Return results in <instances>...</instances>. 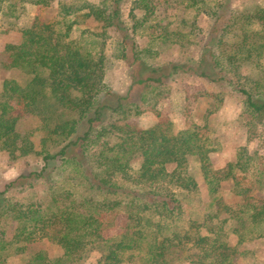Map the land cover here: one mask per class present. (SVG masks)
<instances>
[{"label": "trees", "instance_id": "trees-1", "mask_svg": "<svg viewBox=\"0 0 264 264\" xmlns=\"http://www.w3.org/2000/svg\"><path fill=\"white\" fill-rule=\"evenodd\" d=\"M231 1L134 0L129 29L122 0H70L61 4L60 18L34 15L25 25L17 24L23 14L48 9L51 0H0V34H22L20 44L0 52V73L29 78L25 85L2 82L1 92L15 101L0 93V153L13 161L41 156L44 163L39 173L19 176L0 193V264L13 256L24 257L23 264H84L93 252L100 254L97 264H237L243 244L264 240V198L252 197L264 191V155L240 148L235 162L214 170L215 150L202 134L206 124L192 119L199 99L222 103L232 87L242 95L243 111L264 124V4L238 10ZM173 3L209 17L211 29L198 58L152 66L146 58L160 51L140 48L133 34L149 18L159 19V4ZM163 22L157 21L151 41L161 49L169 43L184 48L186 34ZM195 26L190 29L199 30ZM116 62L125 63L131 80L121 92L108 82ZM183 76L195 83L187 86L185 127L177 130L157 107L163 86ZM147 112L159 119L153 127L128 122ZM213 113L208 110L207 118ZM25 117L40 121V150L35 131L19 130ZM259 137L264 150V134ZM192 159L208 189L203 209L199 184L188 171ZM51 161L58 164L50 168ZM33 177L43 181V195L7 196ZM224 184L236 203L221 195ZM120 215L125 225L106 237L118 229ZM39 242L57 246L60 254L43 250L28 257L29 246Z\"/></svg>", "mask_w": 264, "mask_h": 264}, {"label": "rangeland", "instance_id": "rangeland-1", "mask_svg": "<svg viewBox=\"0 0 264 264\" xmlns=\"http://www.w3.org/2000/svg\"><path fill=\"white\" fill-rule=\"evenodd\" d=\"M70 0H51L48 9L38 8L32 9L30 12L23 14L18 20V25H25L30 22L34 15L46 16L47 19L60 18L61 4L68 3ZM134 0H122L121 18L122 22L127 25L129 29L133 26V21L130 19V11L133 8ZM258 4H264V0H232L231 6L238 10H250ZM138 18H142L144 12L136 10ZM159 19L155 17L149 18L143 27L138 28L136 35L133 34L134 40L138 43L140 48L148 46H156L155 49L160 51L154 57L146 58V62L152 66L181 61L186 59H194L200 56V49L203 45V40L211 29L210 18L204 14H198L194 9H185L173 3L170 6H161L159 4L158 14ZM164 18L163 24H170V31L183 32L186 34L185 47L180 48L178 45L169 43L164 49L162 44L151 41L152 32L155 30L157 21ZM195 23L196 29L191 30L190 26ZM109 35L112 38H118V35L113 32V29H108ZM194 31L193 33H190ZM132 35V30H130ZM154 35V34H153ZM22 41V34L20 31H10L7 34H0V52H3L7 44H20ZM210 42V41H209ZM208 42V43H209ZM110 44V41H109ZM129 69L123 62L113 63L112 68L108 72V82L114 91H123L131 82ZM5 79H14L25 85L29 78L25 77L19 71H2L0 73V93L1 85ZM195 83V79L190 76H183L175 80L167 82L163 88L165 90V97L162 98L158 104L157 109L166 111L170 119L175 124L177 130H183L185 123L183 116L186 110V89ZM227 94L223 98V102L215 101L210 98H201L197 101L192 119L199 126L207 127V130L202 134L208 137L209 146L215 150L210 154V161L214 170H221L230 162H235L240 148H247L250 155L256 152L264 155V150L260 148V135L264 134V124L253 122L251 116L243 111V98L232 87H228ZM3 98L9 103L14 104V97L12 95L3 94ZM212 110L214 113L208 118L207 111ZM207 118V119H206ZM159 119L152 112H147L140 116L132 117L128 122L139 129H148L158 123ZM19 130L22 132L35 131L33 138L37 150H40L39 140L42 133L38 132L40 121L37 118L25 117L19 123ZM255 135L253 140H249V136ZM138 161V159H136ZM57 161L50 162V168L56 166ZM44 163L41 156H28L17 160H12L8 153H0V193L6 189V186L11 181L16 180L19 176H29L32 173H39L43 169ZM189 173H191L200 187L199 198L202 200L200 209H203L209 202L208 189L205 183L203 174L200 172L199 163L192 159L189 162ZM33 177L32 179H34ZM26 186L21 189H16L7 194L8 197L15 196L20 200H24L32 194L38 192L43 195V181L25 180L22 181ZM30 182V183H29ZM221 195L229 204L236 203L239 199L232 196L228 184H224ZM252 197L255 199H263L264 191L254 190ZM64 206L65 202L60 203ZM126 218L120 215L117 220L118 229L115 232H106L105 236L110 237L119 233L125 225ZM232 224H229V228ZM14 226L10 227L13 230ZM46 250L51 256H58L60 249L50 243L39 242L29 246L27 256H32L39 251ZM241 255L236 259L237 264H264V240H254L243 244L240 247ZM100 257L98 252H93L89 259L84 264H97ZM21 256H13L9 259V264H23Z\"/></svg>", "mask_w": 264, "mask_h": 264}]
</instances>
